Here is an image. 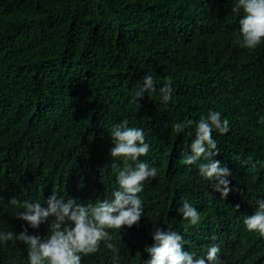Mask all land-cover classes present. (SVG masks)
<instances>
[{"label": "trees", "instance_id": "1", "mask_svg": "<svg viewBox=\"0 0 264 264\" xmlns=\"http://www.w3.org/2000/svg\"><path fill=\"white\" fill-rule=\"evenodd\" d=\"M235 3L0 0V229L19 233L26 224L12 198L42 201L55 191L86 204L110 194L109 131L127 119L145 130L151 149L142 159L158 168L141 193L139 231L128 240L150 247L156 227L172 229L197 254L215 236L228 264H264V237L243 225L264 196V44L238 47ZM144 72L157 89L172 82L168 105L158 91L134 100ZM209 109L230 121L228 134L213 133L220 149L213 159L230 169V187L238 189L226 200L183 164L191 130L173 127ZM185 201L200 212L198 225L178 212ZM29 231L44 235L47 225ZM0 264H28L27 247L0 245ZM83 264H111V253L102 245Z\"/></svg>", "mask_w": 264, "mask_h": 264}, {"label": "clouds", "instance_id": "2", "mask_svg": "<svg viewBox=\"0 0 264 264\" xmlns=\"http://www.w3.org/2000/svg\"><path fill=\"white\" fill-rule=\"evenodd\" d=\"M232 11L239 17L235 33L238 47L255 51L264 44V0H236ZM157 91L161 103L166 106L172 101L175 89L171 81L157 89L154 75L144 72L133 98L139 101ZM173 127L177 133L191 130L192 139L188 154L183 157L184 165L196 167L200 178L223 200L230 192L238 190L230 187V169L213 159L220 153L213 133L225 135L231 130L230 121L221 111L209 109L199 119L179 121ZM109 135L113 145L110 167L116 184L110 194L86 204L55 191L42 201L12 198L8 203L21 209L15 217L26 224L21 226L19 233L10 228L0 229V245L24 244L28 264H83L86 257L100 252L103 245L111 253V264H123L121 240L124 239L119 235L123 227L121 235L125 234L127 248L122 253L129 264H220V259L222 264H228L226 253L215 236L210 237L206 251L197 254L185 248L184 236L172 229L156 227L151 233L153 243L150 247L145 241L128 240L139 231L135 225L145 213L141 193L146 183L156 179L158 168L142 159L151 149L143 128L130 126L129 121L123 119L111 127ZM255 205L253 214L244 217L243 225L248 232L264 237V196L257 197ZM235 209H239L238 204ZM178 212L191 225L201 222L200 212L189 201H185ZM41 225H47L46 234L29 231Z\"/></svg>", "mask_w": 264, "mask_h": 264}]
</instances>
